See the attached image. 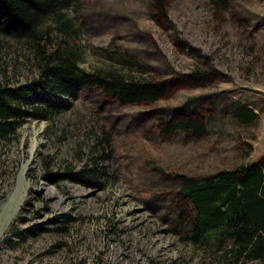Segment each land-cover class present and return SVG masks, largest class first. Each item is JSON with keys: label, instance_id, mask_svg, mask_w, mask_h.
I'll use <instances>...</instances> for the list:
<instances>
[{"label": "rangeland", "instance_id": "obj_1", "mask_svg": "<svg viewBox=\"0 0 264 264\" xmlns=\"http://www.w3.org/2000/svg\"><path fill=\"white\" fill-rule=\"evenodd\" d=\"M162 2L164 15L154 0L82 1L85 42H114L171 89L126 105L83 90L54 121L25 119L0 141V264H216L184 240L194 210L178 175L264 162V0H231L218 14L208 0ZM2 41L0 78L25 83L35 75L27 46ZM102 61L89 54L81 66ZM196 70L202 78L186 77ZM240 106L256 113L252 123L236 121ZM174 116L201 133L165 131ZM94 164L99 186L64 179Z\"/></svg>", "mask_w": 264, "mask_h": 264}, {"label": "trees", "instance_id": "obj_2", "mask_svg": "<svg viewBox=\"0 0 264 264\" xmlns=\"http://www.w3.org/2000/svg\"><path fill=\"white\" fill-rule=\"evenodd\" d=\"M83 0H0L2 38L27 46L35 75L23 84L0 78V141L13 136L25 119L54 121L69 110L83 90L94 87L119 104L153 103L171 89L166 79L146 77L140 62L114 42L96 46L83 40L89 34L81 15ZM231 0H208L218 14ZM164 15L162 0H154ZM104 65L90 70L81 66L87 55ZM196 72L186 75L202 78ZM238 123H252L256 113L246 106L235 110ZM165 131L200 134L195 119L174 116ZM103 133V137L106 138ZM105 142L108 143V141ZM104 157L103 152H99ZM105 160V159H103ZM102 173L94 164L68 171L64 179L97 185L91 178ZM49 175V174H48ZM52 176V175H50ZM180 194L193 205L194 215L184 240L206 253L216 264H264V162H254L212 175H178ZM186 215L178 211V221ZM14 232V231H13ZM23 236V231L15 233ZM6 243L11 241L6 238Z\"/></svg>", "mask_w": 264, "mask_h": 264}, {"label": "bare ground", "instance_id": "obj_3", "mask_svg": "<svg viewBox=\"0 0 264 264\" xmlns=\"http://www.w3.org/2000/svg\"><path fill=\"white\" fill-rule=\"evenodd\" d=\"M43 125H37V127L34 126L33 130L30 133V135H31V143H30V150L29 151H30L31 154L35 151L36 148H38L40 140L37 137L41 133H43V131H44V126ZM25 168H26V165H24L22 167V170H21V173H20L21 175L24 174ZM19 180H21V179H19Z\"/></svg>", "mask_w": 264, "mask_h": 264}, {"label": "water", "instance_id": "obj_4", "mask_svg": "<svg viewBox=\"0 0 264 264\" xmlns=\"http://www.w3.org/2000/svg\"><path fill=\"white\" fill-rule=\"evenodd\" d=\"M37 121H39V120H37Z\"/></svg>", "mask_w": 264, "mask_h": 264}]
</instances>
